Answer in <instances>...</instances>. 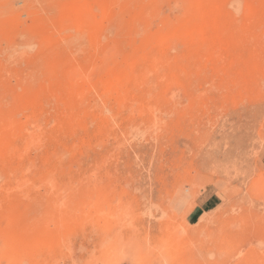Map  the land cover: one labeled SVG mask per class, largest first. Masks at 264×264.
Returning <instances> with one entry per match:
<instances>
[{
    "label": "rangeland",
    "instance_id": "374dc122",
    "mask_svg": "<svg viewBox=\"0 0 264 264\" xmlns=\"http://www.w3.org/2000/svg\"><path fill=\"white\" fill-rule=\"evenodd\" d=\"M1 148L0 264H264V0H0Z\"/></svg>",
    "mask_w": 264,
    "mask_h": 264
},
{
    "label": "bare ground",
    "instance_id": "6f19581e",
    "mask_svg": "<svg viewBox=\"0 0 264 264\" xmlns=\"http://www.w3.org/2000/svg\"><path fill=\"white\" fill-rule=\"evenodd\" d=\"M69 17H70V16H69ZM78 17H79V15H78ZM81 18H82V17H81ZM76 19H77V18H76ZM82 19H83V18H82ZM79 21H81L80 18H79ZM85 25H86V24H85ZM85 25H84V26H85ZM81 26H83V25H81ZM87 27H88V26H87ZM86 31H87V30H86ZM84 32H85V31H84ZM193 33H194V32H193ZM84 35H85V34H84ZM84 35H83V36H84ZM78 91H79V90H78ZM78 91H77V92H78ZM82 92H84V91H82ZM68 97H69V96H68ZM70 98H71V97H70ZM76 98H77V97H76ZM80 102H81V100H80ZM83 102H84V101H83ZM72 103H73V102H72ZM74 108H75V107H74ZM80 109H81V108H80ZM83 109H84V108H83ZM87 109H88V108H87ZM70 110H71V109H70ZM70 110H69V111H70ZM75 110H76V109H75ZM84 111H87V110L84 109ZM84 111H83V112H84ZM65 112H67V111H65ZM74 113H75V112H74ZM58 114H59V113H58ZM58 114H57V115H58ZM75 115H76V114H75ZM68 116H69V115H68ZM70 116H71V115H70ZM78 116H79V115H78ZM54 117H55V116H54ZM52 118H53V117H52ZM62 118H63V117H62ZM67 118H68V117H67ZM84 119H85V118H84ZM56 120H57V122L60 121L59 119H56ZM30 122H31V121H30ZM54 122H55V121H54ZM75 122H76V121H75ZM58 123H59V122H58ZM60 123H61V122H60ZM83 123H84V122H83ZM53 124H54V123H53ZM56 124H57V123H56ZM76 124H77V122H76ZM43 125H44V124H43ZM57 125H58V124H57ZM60 125H62V124H60ZM60 125H58V126L60 127ZM73 125H74V124H73ZM10 126H11V125H10ZM54 127H55V126H54ZM61 128H62V127H61ZM8 129H9V128H8ZM58 129H59V128H58ZM11 130H12V129H11ZM15 130H16V129H15ZM17 131H18V130H17ZM27 131H28V130H27ZM59 131H60V130H59ZM21 132H22V131H21ZM17 133H18V132H17ZM35 133H36V132H35ZM59 133H60V132H59ZM9 134H10V133H9ZM39 135H40V134H38V135H34V136H35V137H38ZM46 135H48V134H46ZM44 136H45V135H44ZM40 137H41V135H40ZM45 137H46V136H45ZM62 137H63V136H62ZM5 138H6V137H5ZM9 138H10V137H9ZM14 138H15V137H14ZM6 139H7V138H6ZM30 139H31V138H30ZM30 139H29V140H30ZM34 139H35V138H34ZM42 139H43V138H42ZM2 140H3V139H2ZM35 140H36V139H35ZM5 141H6V140H4V142L2 141V142H3V145L6 144ZM8 141H9V140H8ZM39 141H40V138H39ZM32 142H33V141H32ZM35 142L37 143L38 141H34V143H35ZM46 142H47V141H46ZM38 143H39V142H38ZM38 143H37V144H38ZM40 143H42V142H40ZM30 144H31V140H30ZM30 144H29V145H30ZM6 145H7V144H6ZM31 145H32V144H31ZM24 146H25V145H24ZM32 146H33V145H32ZM35 146H37V145H35ZM38 147H39V146H38ZM4 148H6V147H4ZM35 149H36V148H35ZM0 150H2V148H1ZM3 150H4V149H3ZM9 150H10V149H9ZM26 151H28V150H26ZM0 152H1V151H0ZM2 152H3V151H2ZM9 152H10V151H9ZM16 152H17V151H16ZM20 152H21V151H20ZM20 152H19V153H20ZM7 153H8V152H7ZM13 153H14V152H13ZM25 153H26V152H25ZM9 155H10V154H9ZM20 156H21V155H20ZM7 158H8V156H7L6 153H0V161H2V162H3V161H7V160H6ZM20 158H21V157H20ZM58 162H59V161H58ZM3 163H5V162H3ZM29 168H30V167H29ZM22 173H23V172H22ZM30 175H31V174H30ZM16 176H17V175H16ZM20 184H21V183H20Z\"/></svg>",
    "mask_w": 264,
    "mask_h": 264
},
{
    "label": "crops",
    "instance_id": "0c3cea01",
    "mask_svg": "<svg viewBox=\"0 0 264 264\" xmlns=\"http://www.w3.org/2000/svg\"><path fill=\"white\" fill-rule=\"evenodd\" d=\"M192 214H193V213H192ZM192 214H191V215H192Z\"/></svg>",
    "mask_w": 264,
    "mask_h": 264
}]
</instances>
